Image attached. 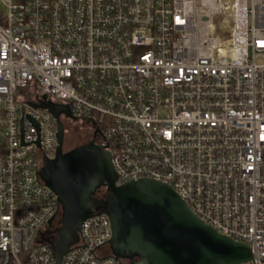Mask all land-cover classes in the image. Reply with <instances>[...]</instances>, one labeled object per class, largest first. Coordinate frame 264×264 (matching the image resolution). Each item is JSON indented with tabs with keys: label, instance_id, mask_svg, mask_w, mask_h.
<instances>
[{
	"label": "built area",
	"instance_id": "built-area-1",
	"mask_svg": "<svg viewBox=\"0 0 264 264\" xmlns=\"http://www.w3.org/2000/svg\"><path fill=\"white\" fill-rule=\"evenodd\" d=\"M42 102L101 129L116 186L171 187L264 264V0H0V264L54 262ZM111 237L85 220L62 264H127Z\"/></svg>",
	"mask_w": 264,
	"mask_h": 264
},
{
	"label": "water",
	"instance_id": "water-1",
	"mask_svg": "<svg viewBox=\"0 0 264 264\" xmlns=\"http://www.w3.org/2000/svg\"><path fill=\"white\" fill-rule=\"evenodd\" d=\"M33 107L48 111L57 126L55 157H45L38 172L60 206V228L50 245L53 264H62L78 243L82 223L96 215L108 217L110 253L127 264H245L251 260L248 245L203 224L171 187L151 180L116 186L106 146L91 141L64 152L59 115L72 118L69 107L43 102ZM99 190L105 191L104 198L96 197Z\"/></svg>",
	"mask_w": 264,
	"mask_h": 264
},
{
	"label": "rangeland",
	"instance_id": "rangeland-1",
	"mask_svg": "<svg viewBox=\"0 0 264 264\" xmlns=\"http://www.w3.org/2000/svg\"><path fill=\"white\" fill-rule=\"evenodd\" d=\"M64 129H65L64 142H63L64 152H68L75 147L87 143L88 130L85 124H81L77 122H65Z\"/></svg>",
	"mask_w": 264,
	"mask_h": 264
},
{
	"label": "flooded vegetation",
	"instance_id": "flooded-vegetation-1",
	"mask_svg": "<svg viewBox=\"0 0 264 264\" xmlns=\"http://www.w3.org/2000/svg\"><path fill=\"white\" fill-rule=\"evenodd\" d=\"M54 105H56L58 107L62 106L59 104H54ZM62 116L66 117V115L64 113H60V115H59V119L62 122L63 126H64L65 122H77V123L85 124L87 127V130H88L87 143L93 141L95 144L101 145L102 131L94 123H91L89 121H76V120H73L72 118H69V117H66L63 119ZM64 133H65V129H64Z\"/></svg>",
	"mask_w": 264,
	"mask_h": 264
},
{
	"label": "trees",
	"instance_id": "trees-1",
	"mask_svg": "<svg viewBox=\"0 0 264 264\" xmlns=\"http://www.w3.org/2000/svg\"><path fill=\"white\" fill-rule=\"evenodd\" d=\"M106 196L105 191L99 190L96 193V197L104 198ZM60 228V220L57 218L50 226L46 227L44 234H42V241L47 244L49 247L54 241L57 230ZM51 248V247H50Z\"/></svg>",
	"mask_w": 264,
	"mask_h": 264
}]
</instances>
